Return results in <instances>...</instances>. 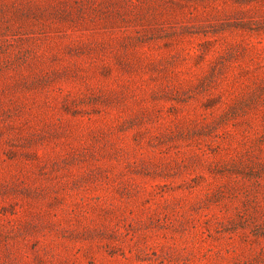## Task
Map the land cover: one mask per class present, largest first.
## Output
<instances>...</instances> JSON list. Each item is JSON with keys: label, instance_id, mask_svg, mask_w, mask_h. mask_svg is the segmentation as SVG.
<instances>
[{"label": "rangeland", "instance_id": "1", "mask_svg": "<svg viewBox=\"0 0 264 264\" xmlns=\"http://www.w3.org/2000/svg\"><path fill=\"white\" fill-rule=\"evenodd\" d=\"M0 264H264V0H0Z\"/></svg>", "mask_w": 264, "mask_h": 264}]
</instances>
